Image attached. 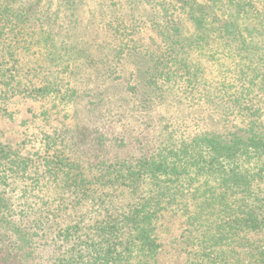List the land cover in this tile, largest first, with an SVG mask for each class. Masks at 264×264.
Wrapping results in <instances>:
<instances>
[{
	"label": "rangeland",
	"instance_id": "374dc122",
	"mask_svg": "<svg viewBox=\"0 0 264 264\" xmlns=\"http://www.w3.org/2000/svg\"><path fill=\"white\" fill-rule=\"evenodd\" d=\"M263 77L264 0H0V212L30 235L0 228V264L82 263L67 254L86 260L99 214L149 200L157 264H194L242 206L264 222V149L191 166L204 138L264 131ZM152 158L190 167L169 197L142 170ZM230 169L248 184L227 189ZM230 237L227 260L264 250V227Z\"/></svg>",
	"mask_w": 264,
	"mask_h": 264
},
{
	"label": "trees",
	"instance_id": "16d2710c",
	"mask_svg": "<svg viewBox=\"0 0 264 264\" xmlns=\"http://www.w3.org/2000/svg\"><path fill=\"white\" fill-rule=\"evenodd\" d=\"M231 26H233L231 28ZM226 30H230V34L236 36L240 33L239 28L233 22L225 26ZM264 78V77H263ZM264 89V86L262 87ZM259 118L251 120L254 126L253 135L249 138L243 139L242 137H231V140L222 141L219 139L204 138L203 141L195 143L201 149V153L206 152L207 158L202 156L199 161L194 158L191 162L193 171L200 172L199 165L204 168L208 166L212 170L214 166L222 163L230 165L231 161H235L240 156L249 154L252 150L258 153L260 149H264V131L259 123ZM0 150V154H1ZM159 159H167L162 157ZM152 158L151 160L142 161L141 166L145 175H149L154 185L160 190L165 197L172 195L171 188L176 186L180 178L187 175V170L190 168L185 166L183 161L180 165L169 164L166 160H159ZM4 160L3 155H0V190L1 187L8 185L6 183L7 171L2 164ZM61 163V162H60ZM55 164V163H54ZM202 167V166H201ZM181 170V171H180ZM58 171V170H57ZM215 171V169L213 170ZM142 173V172H141ZM68 175V172H67ZM179 180V181H178ZM157 181V182H156ZM161 182V183H160ZM225 184L227 189L241 188L248 184L246 176L238 170L230 169L225 174ZM9 199H5L4 195H0V207L7 206ZM156 203L149 200L143 204L139 203L137 206L112 215L97 216V221L94 223V230L92 238H90L89 245L86 246V260L82 254L83 250H77L67 254L69 259L77 258L82 263L76 262L75 264H157V254L159 243L156 238L155 229L156 221L158 219V212ZM245 210L238 213H233L232 218H227V226L225 232L219 236L207 235L206 239L201 242V247L194 253V264H264V250L260 251L257 247H246L245 255L241 256L247 261H231L227 249L221 247L220 239L227 241V235H230L233 241H237L234 236L245 229L257 231L264 227V222L257 213V205L249 204V206H242ZM9 211V207H8ZM9 214L0 212V228L6 230H16L23 238L22 241L29 243L30 235L27 232H22L17 224L11 219H8ZM264 221V217H263ZM71 229V228H69ZM95 239V240H94ZM255 253L256 259H249L247 254Z\"/></svg>",
	"mask_w": 264,
	"mask_h": 264
}]
</instances>
